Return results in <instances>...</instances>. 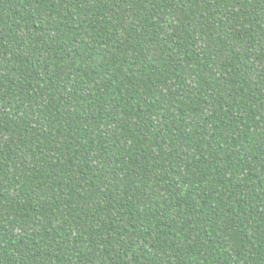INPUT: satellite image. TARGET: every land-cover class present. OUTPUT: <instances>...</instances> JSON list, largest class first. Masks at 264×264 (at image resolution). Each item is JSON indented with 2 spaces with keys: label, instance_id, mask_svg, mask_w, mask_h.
I'll return each mask as SVG.
<instances>
[{
  "label": "trees",
  "instance_id": "16d2710c",
  "mask_svg": "<svg viewBox=\"0 0 264 264\" xmlns=\"http://www.w3.org/2000/svg\"><path fill=\"white\" fill-rule=\"evenodd\" d=\"M0 264H264V0H0Z\"/></svg>",
  "mask_w": 264,
  "mask_h": 264
}]
</instances>
